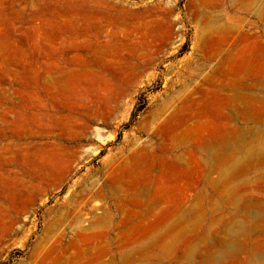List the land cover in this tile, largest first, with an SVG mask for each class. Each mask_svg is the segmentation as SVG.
I'll use <instances>...</instances> for the list:
<instances>
[{
  "label": "rangeland",
  "instance_id": "1",
  "mask_svg": "<svg viewBox=\"0 0 264 264\" xmlns=\"http://www.w3.org/2000/svg\"><path fill=\"white\" fill-rule=\"evenodd\" d=\"M0 264H264V0H0Z\"/></svg>",
  "mask_w": 264,
  "mask_h": 264
},
{
  "label": "bare ground",
  "instance_id": "2",
  "mask_svg": "<svg viewBox=\"0 0 264 264\" xmlns=\"http://www.w3.org/2000/svg\"><path fill=\"white\" fill-rule=\"evenodd\" d=\"M220 249H222V251H228V252H226V253H229V248L227 247V244H224V245H222L221 247H220ZM228 249V250H227Z\"/></svg>",
  "mask_w": 264,
  "mask_h": 264
}]
</instances>
